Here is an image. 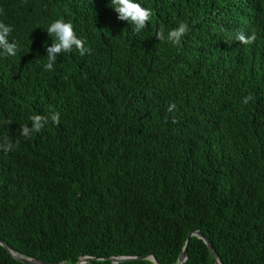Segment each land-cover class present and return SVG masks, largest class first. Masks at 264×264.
<instances>
[{
	"label": "trees",
	"instance_id": "obj_1",
	"mask_svg": "<svg viewBox=\"0 0 264 264\" xmlns=\"http://www.w3.org/2000/svg\"><path fill=\"white\" fill-rule=\"evenodd\" d=\"M133 2L152 11L138 34L111 0H0L19 46L0 53V239L46 264H177L184 247L181 264H216L186 243L199 231L222 264H264V0ZM57 18L91 52L46 71ZM181 22V46L156 38ZM50 108L59 125L21 134ZM0 264L35 263L0 245Z\"/></svg>",
	"mask_w": 264,
	"mask_h": 264
},
{
	"label": "clouds",
	"instance_id": "obj_2",
	"mask_svg": "<svg viewBox=\"0 0 264 264\" xmlns=\"http://www.w3.org/2000/svg\"><path fill=\"white\" fill-rule=\"evenodd\" d=\"M113 5V10L117 13V18L122 21H127L134 26L133 31L135 33H140L144 28H146L148 21L152 16L151 9L142 7L140 4L133 2V0H111ZM2 12V9H0ZM13 29L11 25H6L0 22V53L7 56H16L19 51V46L15 40L9 41L8 37L12 33ZM189 31L188 25L186 23H179V25L171 29L167 36L163 31H159L156 34L158 40L167 39L169 42L176 46H181L182 38ZM49 37L53 38L50 46L46 47L47 62L44 64V69L46 71H52L53 66L56 63L57 56L62 53H70L73 48H75L81 56L86 53H90L91 49L85 46V41L82 38H78L73 25L70 22H66L63 18H57L52 21L46 30ZM234 39L243 44H251L256 40L255 33L251 35H245L242 32H237L234 34ZM252 97L246 96L243 98V103L247 104ZM175 110V104H169L168 111L172 112ZM52 124L59 125L60 114L50 108V116L46 117L43 115H32L29 117L31 122V127L28 125L21 126V134L25 137L30 136L31 133L40 132L45 124L49 122ZM173 119V123H175ZM5 123H9L5 121ZM12 144L9 141L7 135L3 137V143H0V149L5 153L10 151Z\"/></svg>",
	"mask_w": 264,
	"mask_h": 264
},
{
	"label": "water",
	"instance_id": "obj_3",
	"mask_svg": "<svg viewBox=\"0 0 264 264\" xmlns=\"http://www.w3.org/2000/svg\"><path fill=\"white\" fill-rule=\"evenodd\" d=\"M191 235H195L198 238L202 239L203 242L207 245L209 251L211 252L212 257L215 258L216 264H222L221 261L219 259H216L215 254L213 252L212 247L210 246L209 242L206 240V238L199 232V231H194L192 233H190L187 238H186V243L189 241L190 236ZM0 245L3 246L15 259L21 261V262H27V263H35V264H46L43 263L41 261H39L38 259L35 258H29V257H25L23 255L18 254L16 251H14L13 249H11L6 243H4L1 239H0ZM130 258H136V257H126V256H120V257H112L111 260L114 263H118L122 260L125 259H130ZM138 258H143V257H138ZM154 264H159L157 262V260L155 259V257L153 255H150L148 257ZM93 258L90 256H85L82 259H80L77 263L75 264H84L86 262H88L89 260H92ZM186 260V248L184 247V249L182 250V252L180 253L179 257H178V262L177 264H181ZM58 264H63V263H58Z\"/></svg>",
	"mask_w": 264,
	"mask_h": 264
}]
</instances>
